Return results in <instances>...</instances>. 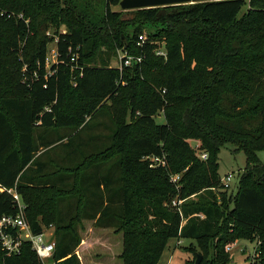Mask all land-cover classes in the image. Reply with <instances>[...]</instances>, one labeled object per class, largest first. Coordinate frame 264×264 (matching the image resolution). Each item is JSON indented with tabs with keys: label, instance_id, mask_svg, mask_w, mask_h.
Instances as JSON below:
<instances>
[{
	"label": "trees",
	"instance_id": "1",
	"mask_svg": "<svg viewBox=\"0 0 264 264\" xmlns=\"http://www.w3.org/2000/svg\"><path fill=\"white\" fill-rule=\"evenodd\" d=\"M118 3L0 0V86L4 57L19 58L18 79H7L13 92L0 94V216L17 211L8 190L16 191L34 233L52 224V264H156L172 237L194 239L199 264H229V249L247 238L256 241L249 264H264V162L256 154L264 149V0L112 10ZM143 24L156 33L137 45ZM49 30L56 58L46 65ZM159 40L164 56L155 52ZM120 49L142 61L109 65ZM66 95L81 109L65 110ZM109 106L133 119L118 114L114 131L126 146L124 175L94 171L88 188L53 190L37 151L63 139L73 145L87 118ZM225 143L247 161L234 193L217 172ZM151 156L164 164L150 166ZM202 194L203 202L189 199ZM0 264L42 262L24 242L18 255L0 249Z\"/></svg>",
	"mask_w": 264,
	"mask_h": 264
},
{
	"label": "rangeland",
	"instance_id": "2",
	"mask_svg": "<svg viewBox=\"0 0 264 264\" xmlns=\"http://www.w3.org/2000/svg\"><path fill=\"white\" fill-rule=\"evenodd\" d=\"M246 1V6L249 0ZM244 6L243 9L246 7ZM112 10H120L119 5L111 7ZM64 30V27H62ZM132 26L127 27V32L131 31ZM142 32L148 38L150 33H156V28L143 24L141 26ZM48 36H53L51 30L47 31ZM160 49H163V41H158ZM55 47V37L47 43V55L51 54V50ZM15 55H7L3 59V75L2 84L0 86L1 95H9L14 90V84H10L7 79L10 77L11 80L18 79L19 69L18 62ZM119 57L118 51L115 55L111 56L109 59V65L118 66ZM24 68H20L21 79L23 80ZM22 72V74H21ZM107 105V104H106ZM65 110L81 109V99L79 100L75 95H66ZM124 116V121L126 123L133 122L130 113H119L113 106L108 108H103L91 118V124L86 128L84 127L79 135L73 142V145L65 144L67 139L55 142L51 146L45 148V152L42 149L38 150L37 160L41 163L40 174H45L48 181V185L53 186V190L65 191L66 189H71L77 193L78 189L82 187L83 189L88 188V184L85 183V177L89 173L98 172V174L104 175L105 173H111L112 179L118 176L124 175L123 166V155L126 150V146L123 144L122 148L119 147L118 143L115 141L114 131L116 129V123L119 120V115ZM137 115L134 113L133 117ZM119 116V117H118ZM156 123H163L164 117L161 112L155 115ZM197 145V143H196ZM44 149V148H43ZM201 151H197L199 154ZM257 157L264 162V149H260L256 152ZM246 156L242 150L236 149V147L231 143H225L220 147L218 152V175L223 179L228 173L232 174L229 181V192L234 193L237 187V182L239 175L246 166ZM40 165V164H39ZM89 165L90 167H86ZM38 166V165H37ZM132 181L134 183L133 174H131ZM114 184V183H113ZM88 186V187H87ZM51 197L54 193L50 194ZM77 195V194H76ZM70 198H73L72 196ZM204 198V194L201 196H192L191 200L201 201ZM67 199L60 198L59 203L62 210L66 208ZM75 202V199H71ZM49 209H46V211ZM50 211V210H49ZM41 220L40 218H38ZM48 232H54L53 228H49ZM121 242V238L119 237ZM256 246V241H252L247 238L240 237L235 242V245L229 249V254L231 256V262L229 264H249L254 249ZM104 252L110 251L104 250ZM121 249V247H120ZM119 249V251H120ZM199 246L196 241L189 237H172L166 242L164 250L158 257L156 264H191L193 256L198 253ZM98 256V255H97ZM121 264V262H118ZM44 264H52V260L46 259Z\"/></svg>",
	"mask_w": 264,
	"mask_h": 264
},
{
	"label": "built area",
	"instance_id": "3",
	"mask_svg": "<svg viewBox=\"0 0 264 264\" xmlns=\"http://www.w3.org/2000/svg\"><path fill=\"white\" fill-rule=\"evenodd\" d=\"M146 36L144 33L138 35L136 41L137 45H141ZM56 41V39H55ZM156 54L165 55L164 49L157 48ZM119 64L118 68L121 70L123 67L131 66L134 63H140L142 61L141 55H132L127 53L126 50H118ZM56 58V46L51 50L50 55H46V65H49ZM74 56L71 60H74ZM207 157L206 152L200 153V158L205 159ZM150 166H156L158 164H164L162 158L151 156ZM232 177L231 173H228L223 179H221L223 186L229 187V181ZM179 178V174H173L170 176V180L175 182ZM11 194L15 203L17 204V211L15 213L2 214L0 216V249L4 252L5 256L18 255L21 251V246L24 242L30 244V248L35 252L38 258L44 264L46 259L52 257L54 250V240L52 239V232H48L49 228H52V224L48 226H42L39 232L34 233L25 218L24 215V203L21 197L16 191L8 190ZM181 200H178V204ZM172 204H176L173 200ZM255 253V249L253 255ZM252 255V257H253Z\"/></svg>",
	"mask_w": 264,
	"mask_h": 264
},
{
	"label": "water",
	"instance_id": "4",
	"mask_svg": "<svg viewBox=\"0 0 264 264\" xmlns=\"http://www.w3.org/2000/svg\"><path fill=\"white\" fill-rule=\"evenodd\" d=\"M205 0H119V7L121 10H133L141 8H151L157 6H167V5H179L188 4ZM197 141L191 140L190 144L195 147ZM201 254L196 253V257L193 264H199L201 261Z\"/></svg>",
	"mask_w": 264,
	"mask_h": 264
}]
</instances>
